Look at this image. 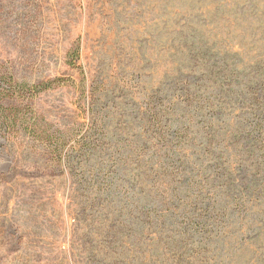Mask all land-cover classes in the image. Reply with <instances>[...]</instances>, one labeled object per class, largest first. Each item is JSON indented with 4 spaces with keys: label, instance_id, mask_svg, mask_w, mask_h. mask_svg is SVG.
Segmentation results:
<instances>
[{
    "label": "rangeland",
    "instance_id": "1",
    "mask_svg": "<svg viewBox=\"0 0 264 264\" xmlns=\"http://www.w3.org/2000/svg\"><path fill=\"white\" fill-rule=\"evenodd\" d=\"M0 106V264H264V0H0Z\"/></svg>",
    "mask_w": 264,
    "mask_h": 264
},
{
    "label": "trees",
    "instance_id": "2",
    "mask_svg": "<svg viewBox=\"0 0 264 264\" xmlns=\"http://www.w3.org/2000/svg\"><path fill=\"white\" fill-rule=\"evenodd\" d=\"M78 47L75 48V52L78 53ZM9 113H14V108L12 111H10L9 109H4L0 106V118H2L1 121V124L2 125H8L11 120H9L10 116L8 115ZM261 128V127H258V129Z\"/></svg>",
    "mask_w": 264,
    "mask_h": 264
}]
</instances>
